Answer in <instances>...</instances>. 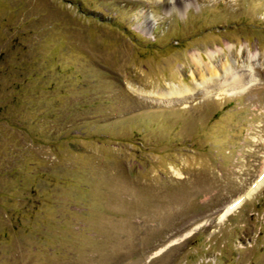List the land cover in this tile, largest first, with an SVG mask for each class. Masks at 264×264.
Returning <instances> with one entry per match:
<instances>
[{
	"label": "rangeland",
	"instance_id": "374dc122",
	"mask_svg": "<svg viewBox=\"0 0 264 264\" xmlns=\"http://www.w3.org/2000/svg\"><path fill=\"white\" fill-rule=\"evenodd\" d=\"M263 168L264 0H0V264H264Z\"/></svg>",
	"mask_w": 264,
	"mask_h": 264
},
{
	"label": "bare ground",
	"instance_id": "6f19581e",
	"mask_svg": "<svg viewBox=\"0 0 264 264\" xmlns=\"http://www.w3.org/2000/svg\"><path fill=\"white\" fill-rule=\"evenodd\" d=\"M198 65L201 63V62H197ZM206 68V67H205ZM204 70L201 69V68H198L196 70H194L193 72V76L196 80V83L199 85H202V86H209V85H213V86H224V85H230L231 88H234V89H238V90H242L244 88V83L245 81L243 80V75H236L234 74L228 67L227 63L226 62H223L220 64V67L217 69V68H211V67H208ZM220 71V72H219ZM221 77L220 80H223V81H219L218 78L216 77ZM176 87V86H175ZM173 87L171 89V91H169L170 94H178L180 93V91ZM167 93V94H169ZM165 94V95H167ZM262 177L264 178V168L262 170ZM234 205H238L237 203L234 204ZM234 205H231V206H228L225 210L226 213L230 212L234 207ZM233 207V208H232ZM232 208V209H231Z\"/></svg>",
	"mask_w": 264,
	"mask_h": 264
}]
</instances>
